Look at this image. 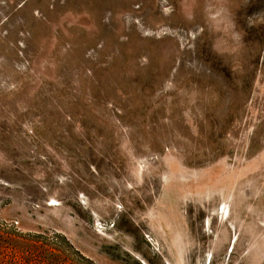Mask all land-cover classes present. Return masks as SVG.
Instances as JSON below:
<instances>
[{
    "label": "rangeland",
    "instance_id": "obj_1",
    "mask_svg": "<svg viewBox=\"0 0 264 264\" xmlns=\"http://www.w3.org/2000/svg\"><path fill=\"white\" fill-rule=\"evenodd\" d=\"M0 264H264V0H0Z\"/></svg>",
    "mask_w": 264,
    "mask_h": 264
},
{
    "label": "bare ground",
    "instance_id": "obj_2",
    "mask_svg": "<svg viewBox=\"0 0 264 264\" xmlns=\"http://www.w3.org/2000/svg\"><path fill=\"white\" fill-rule=\"evenodd\" d=\"M219 208V207H218ZM223 214H225V206L223 207V210H222Z\"/></svg>",
    "mask_w": 264,
    "mask_h": 264
}]
</instances>
